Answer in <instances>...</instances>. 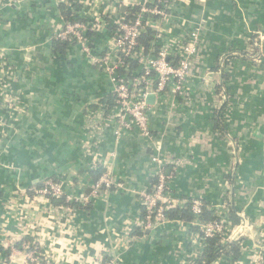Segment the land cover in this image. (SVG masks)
I'll return each mask as SVG.
<instances>
[{"label": "crops", "instance_id": "obj_1", "mask_svg": "<svg viewBox=\"0 0 264 264\" xmlns=\"http://www.w3.org/2000/svg\"><path fill=\"white\" fill-rule=\"evenodd\" d=\"M57 1L0 0V247L29 236L50 264H188L198 252L197 238L179 218L144 236L130 235L142 219L139 194L148 191L157 171L152 146L161 140L162 155L179 166L164 168L171 194L204 200L217 217L228 218L230 210L244 217L249 232L237 264H258L264 250V61L255 66L234 59L226 135L211 118L225 101L215 93L222 81L219 62L228 51L248 50L256 31L264 33V0H171L168 37L200 35L191 105L176 98L173 109L155 107L149 136L132 130L118 141L110 127L87 126L109 99V78L78 45L65 55L51 53L49 40L61 24ZM137 1L72 0L81 5L80 17L111 24ZM93 163L95 170L110 171L121 189L92 199ZM50 174L59 178L65 196L90 210L54 206L35 190L30 195V185ZM85 198L88 203H81ZM24 261L18 250L15 264Z\"/></svg>", "mask_w": 264, "mask_h": 264}, {"label": "built area", "instance_id": "obj_2", "mask_svg": "<svg viewBox=\"0 0 264 264\" xmlns=\"http://www.w3.org/2000/svg\"><path fill=\"white\" fill-rule=\"evenodd\" d=\"M155 3L154 6L148 4ZM56 3H65V0H58ZM131 7H138L135 13H129V18L125 14L116 22L110 36L102 42L100 53L94 52L89 46L91 41L85 38L89 31H95L96 35H101L106 31V27L111 23L105 22L102 18H93L96 22L93 27L86 22H67L63 27L55 32V37L61 41L73 40L81 49V52L88 57L91 65L100 69L109 78L111 83V94L113 105L110 109L104 105H98L95 117H92L87 126L89 130L102 131L111 128L114 140L118 141L124 132L137 130L144 136H149V114L155 107H169L176 98L181 99L184 105L190 106L192 94L189 89L190 77L199 51L200 35L198 31L184 32L179 37H168L167 22L171 13V0H139ZM143 23L156 32V40L159 48L152 55L145 54L141 46H138V38L143 30ZM259 43L254 44L263 53L264 35L258 32ZM99 48V47H98ZM102 53V54H101ZM264 54V53H263ZM127 60L135 62L139 72L133 77L124 79L120 71L129 73L130 66ZM149 95L154 96L153 104L147 103ZM172 99V100H171ZM221 99L225 100V93H221ZM107 109V110H106ZM163 144L161 140H156L152 146L150 161L154 164L155 184L150 191L139 194V201L144 208V215L138 227L141 231H150L161 228L168 224L170 220L166 218L165 211L172 208H182L187 203L186 200L174 197L169 191L168 176L165 174L166 166L179 167L174 162L162 155ZM93 163L91 169H95ZM121 184L117 183L110 171H105L92 186V199L98 198L107 193L111 188L121 189ZM39 197H65L67 202H79L65 196L61 185L48 179L43 183V187L36 190ZM87 204V198L80 201ZM202 202L200 199H191L189 212L193 216L192 225H198L199 231L194 232L197 238L198 250L201 251L207 239L216 235L222 236L225 242L224 250L230 242L246 238L249 232V223L242 217L238 225L230 228L229 221L223 214L218 215V220L201 224L198 218L201 214ZM33 242L22 244L20 251L25 257L22 264L41 262L50 264L39 249H31ZM15 245V244H14ZM14 245H7L9 254L3 258L0 264H15L14 256L19 249ZM3 248V247H2ZM5 249V247H4ZM221 251L217 252L220 254ZM197 252V254L199 253ZM196 254V255H197ZM217 259L223 260L220 254ZM258 264H264V250L259 249L257 254ZM215 262V261H214ZM207 261L201 264H213ZM113 261L102 264H112Z\"/></svg>", "mask_w": 264, "mask_h": 264}, {"label": "trees", "instance_id": "obj_3", "mask_svg": "<svg viewBox=\"0 0 264 264\" xmlns=\"http://www.w3.org/2000/svg\"><path fill=\"white\" fill-rule=\"evenodd\" d=\"M42 2V4L44 3H51V0H40ZM70 5H67V2L65 1V3H58L56 5V9L61 17V24L57 27V29L55 30V32H57L58 30H60L63 25L67 22H86L89 23L90 27H93L96 22L87 18H83L80 17L79 15V11H81V5L75 2H72V0H69ZM156 5L155 3H151L148 4V6H154ZM139 8L138 7H130L127 12L125 13L126 18H129V13H135ZM105 22L109 23L106 19H103ZM115 24H110L106 27V31L101 35H96L95 31H89L85 34V38H89L91 41L89 42V46L91 47V49H93L94 52H98L100 53L102 46H100L102 44V42L104 41V39L106 40L110 34L112 29H114ZM262 33V32H260ZM264 35V33H262ZM259 43V39H258V31H256L255 33L252 34V36L250 37V40L248 42V50L246 51H228L227 53H225L224 55L227 56L222 60V64L221 67L220 64L218 65V67L220 68L221 71V84H217L215 86V93L218 94L221 97V93H225L226 98L225 101L223 102V104L221 105L220 108L214 109L212 111V118L211 121L214 124V129L215 130H219L223 135L227 134L226 131V127H225V116L224 113L227 110L228 104H229V100L231 98L230 93L227 91L228 90V80H229V70L230 67L232 66V62L234 61V59H241V60H250L255 66H258L260 64H262L264 61V54L262 52H260L259 47L255 46L254 44H258ZM77 43L76 41L73 40H65V41H61L59 39H57L55 37V34H53V36L51 37V39L49 40V47L51 50V53L55 56H61V55H65V51L67 48L69 47H73L76 46ZM103 45V44H102ZM138 46H141V48L144 50L145 54H154L152 53V49L155 50V52L158 50L159 48V43H157L156 40V32L153 31L150 27L146 26L145 23H143V30L138 38ZM100 47V48H98ZM102 54V53H101ZM262 62V63H261ZM127 63L130 66V71L129 73H126L124 71H120V75L123 76L124 79H129L131 77H133V74H137L139 72V69L137 68V64L135 62L129 61L127 60ZM109 99L107 101H105L102 105H105V108H111L113 105V99H112V94L110 92V94L108 95ZM219 97V99H220ZM108 106H107V104ZM89 174L92 177V182L93 185L96 183V181L101 177V175L103 174L104 170L101 168L99 169H91L88 171ZM52 180L55 183H59V178H57L54 174H50L47 175L46 177H44L43 179H41L38 184L36 185H30L29 187V194L33 195V190H39L43 187V183L46 180ZM226 179L228 180V182H231V178L229 175H226ZM233 182V181H232ZM60 184V183H59ZM155 184V179H152L151 182V186L149 187L148 191L151 190V188L153 187V185ZM34 191V192H35ZM111 191H115V189L111 188L108 192ZM48 199L51 201V203L54 206H68V207H73L76 208L78 210H84V211H89L90 210V205H81L78 204L76 202H67L65 200V197H48ZM187 203L185 205H183L182 208H172L169 209L167 211H165V215L166 218L168 220H173L175 218H179L184 224L188 225L189 230L192 232H197L199 231L198 225H192L191 222L193 220V216L192 214H190L189 212V207L191 204V199H187L186 200ZM202 202V209H201V214L198 218V222L201 224H205V223H209V222H213L218 220L219 218L216 215L215 210L210 209L209 204L204 201L201 200ZM141 206V205H140ZM142 207V216L144 215V208ZM226 220L229 221V226L230 228L235 227L236 225H238L240 223V218L237 217V215L235 214V212H233L232 210H230L228 212V218H226ZM146 234V231H141L139 229V227H132L131 229V233L130 235L132 236H137V237H141L144 236ZM246 241V238H241L239 240L230 242V244L224 249V244L225 242L222 241V236L220 235H216L215 237L211 238V239H207L204 243V246L202 247L201 251L199 252L198 250V254L191 259L188 264H201L204 261L207 262H214L217 260V258L219 257V255L221 254L223 257V261L225 264H237L238 260L240 258L241 255V251L243 249V244ZM33 242L32 238L29 236H25L23 237V239H21L19 242H17L14 247L16 249H22V244H28ZM31 249H38L37 243L33 242L32 245L30 246ZM198 249V248H197ZM222 252L220 254H217V252L221 251ZM0 252L3 256V258L9 254V249H4L2 247H0ZM108 262V260L104 259L103 261Z\"/></svg>", "mask_w": 264, "mask_h": 264}, {"label": "rangeland", "instance_id": "obj_4", "mask_svg": "<svg viewBox=\"0 0 264 264\" xmlns=\"http://www.w3.org/2000/svg\"><path fill=\"white\" fill-rule=\"evenodd\" d=\"M225 55H223V57H222V59H221V61L225 58V57H227V56H225ZM219 62V64H220V67H221V64H222V62ZM263 62V61H262ZM261 62V63H262ZM261 65V64H260ZM219 100H222V99H219ZM221 101H219V103H220ZM216 103H218V101L216 102ZM235 148H236V154L238 155V163H240V161H241V156H240V154H241V152H242V147H241V144H236V146H235Z\"/></svg>", "mask_w": 264, "mask_h": 264}, {"label": "water", "instance_id": "obj_5", "mask_svg": "<svg viewBox=\"0 0 264 264\" xmlns=\"http://www.w3.org/2000/svg\"><path fill=\"white\" fill-rule=\"evenodd\" d=\"M122 11H125V7H121ZM147 103L152 105L153 101H154V96L153 95H149L146 99ZM89 191H91V188L89 189Z\"/></svg>", "mask_w": 264, "mask_h": 264}]
</instances>
